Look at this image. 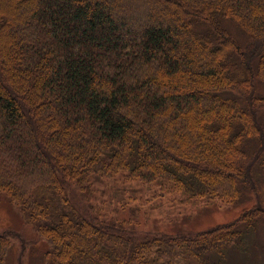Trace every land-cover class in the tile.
Returning a JSON list of instances; mask_svg holds the SVG:
<instances>
[{"label": "trees", "instance_id": "trees-1", "mask_svg": "<svg viewBox=\"0 0 264 264\" xmlns=\"http://www.w3.org/2000/svg\"><path fill=\"white\" fill-rule=\"evenodd\" d=\"M258 83L264 0H0V194L48 242L47 264H228L264 220ZM119 174L255 203L143 232L90 209ZM13 240L0 231V264Z\"/></svg>", "mask_w": 264, "mask_h": 264}, {"label": "rangeland", "instance_id": "rangeland-1", "mask_svg": "<svg viewBox=\"0 0 264 264\" xmlns=\"http://www.w3.org/2000/svg\"><path fill=\"white\" fill-rule=\"evenodd\" d=\"M257 93L264 95V83L257 84ZM0 194V231L13 230L20 240H13L4 264H47L44 255L48 242L39 240L33 228L26 224L18 209ZM206 196L191 198L157 183L144 184L119 174L104 178L94 185L89 205L93 213L109 217H133L139 230L174 233L181 230H201L229 221L255 203L254 196L245 195L234 203H225ZM247 250L233 247L228 264H264V220L258 221L253 235L246 240Z\"/></svg>", "mask_w": 264, "mask_h": 264}]
</instances>
